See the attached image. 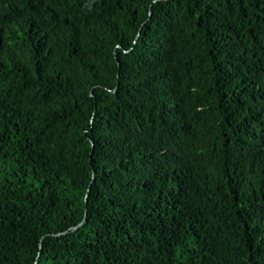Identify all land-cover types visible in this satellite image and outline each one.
Segmentation results:
<instances>
[{"label": "trees", "instance_id": "1", "mask_svg": "<svg viewBox=\"0 0 264 264\" xmlns=\"http://www.w3.org/2000/svg\"><path fill=\"white\" fill-rule=\"evenodd\" d=\"M0 264H264V0H0Z\"/></svg>", "mask_w": 264, "mask_h": 264}]
</instances>
